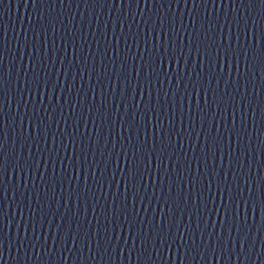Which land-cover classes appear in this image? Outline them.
Instances as JSON below:
<instances>
[{"label": "water", "instance_id": "obj_1", "mask_svg": "<svg viewBox=\"0 0 264 264\" xmlns=\"http://www.w3.org/2000/svg\"><path fill=\"white\" fill-rule=\"evenodd\" d=\"M0 264H264V0H0Z\"/></svg>", "mask_w": 264, "mask_h": 264}]
</instances>
